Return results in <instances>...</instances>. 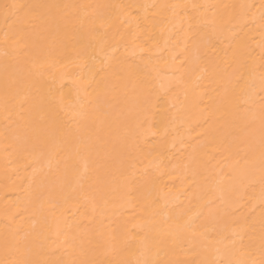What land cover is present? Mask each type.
Segmentation results:
<instances>
[{"label": "bare ground", "instance_id": "6f19581e", "mask_svg": "<svg viewBox=\"0 0 264 264\" xmlns=\"http://www.w3.org/2000/svg\"><path fill=\"white\" fill-rule=\"evenodd\" d=\"M0 264H264V0H0Z\"/></svg>", "mask_w": 264, "mask_h": 264}]
</instances>
